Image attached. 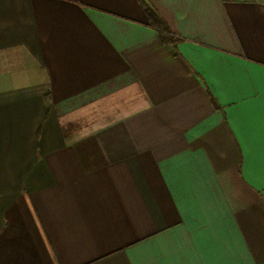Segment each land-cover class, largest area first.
<instances>
[{"label": "crops", "instance_id": "obj_1", "mask_svg": "<svg viewBox=\"0 0 264 264\" xmlns=\"http://www.w3.org/2000/svg\"><path fill=\"white\" fill-rule=\"evenodd\" d=\"M0 264H264V0H0Z\"/></svg>", "mask_w": 264, "mask_h": 264}, {"label": "trees", "instance_id": "obj_2", "mask_svg": "<svg viewBox=\"0 0 264 264\" xmlns=\"http://www.w3.org/2000/svg\"><path fill=\"white\" fill-rule=\"evenodd\" d=\"M148 12L156 26L162 31V35L166 40L172 41L174 38L172 36V31L169 26L159 17V15L149 6H147Z\"/></svg>", "mask_w": 264, "mask_h": 264}]
</instances>
